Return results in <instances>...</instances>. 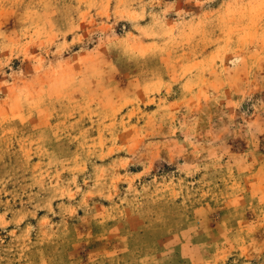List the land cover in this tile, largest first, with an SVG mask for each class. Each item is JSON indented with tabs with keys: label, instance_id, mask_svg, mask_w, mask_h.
Masks as SVG:
<instances>
[{
	"label": "rangeland",
	"instance_id": "obj_1",
	"mask_svg": "<svg viewBox=\"0 0 264 264\" xmlns=\"http://www.w3.org/2000/svg\"><path fill=\"white\" fill-rule=\"evenodd\" d=\"M0 264H264V0H0Z\"/></svg>",
	"mask_w": 264,
	"mask_h": 264
}]
</instances>
